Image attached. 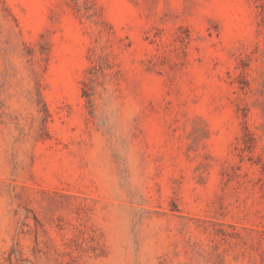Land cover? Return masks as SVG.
Returning <instances> with one entry per match:
<instances>
[{
  "label": "rangeland",
  "instance_id": "obj_1",
  "mask_svg": "<svg viewBox=\"0 0 264 264\" xmlns=\"http://www.w3.org/2000/svg\"><path fill=\"white\" fill-rule=\"evenodd\" d=\"M0 264H264V0H0Z\"/></svg>",
  "mask_w": 264,
  "mask_h": 264
}]
</instances>
